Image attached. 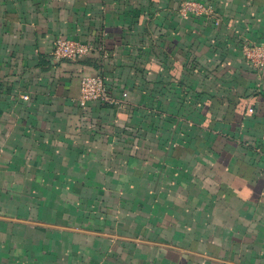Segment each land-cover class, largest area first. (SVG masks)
<instances>
[{
    "label": "crops",
    "instance_id": "1",
    "mask_svg": "<svg viewBox=\"0 0 264 264\" xmlns=\"http://www.w3.org/2000/svg\"><path fill=\"white\" fill-rule=\"evenodd\" d=\"M181 1L0 0V264H264V0Z\"/></svg>",
    "mask_w": 264,
    "mask_h": 264
},
{
    "label": "built area",
    "instance_id": "2",
    "mask_svg": "<svg viewBox=\"0 0 264 264\" xmlns=\"http://www.w3.org/2000/svg\"><path fill=\"white\" fill-rule=\"evenodd\" d=\"M178 11L183 16H206L215 24L220 18L215 11L198 0H183L179 3ZM104 49L100 45L81 42L76 39L58 37L53 44L52 56L56 60L77 59L94 52L102 53ZM242 55L247 65L254 71L261 72L264 69V41L259 43H241ZM79 101L84 104L89 101H102L116 103L111 94L110 83L103 74L84 76L81 79ZM252 111V108H249Z\"/></svg>",
    "mask_w": 264,
    "mask_h": 264
}]
</instances>
